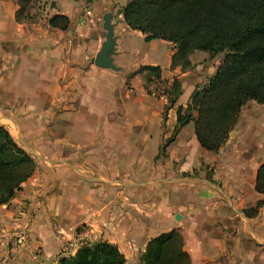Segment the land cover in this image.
<instances>
[{"label":"crops","instance_id":"1","mask_svg":"<svg viewBox=\"0 0 264 264\" xmlns=\"http://www.w3.org/2000/svg\"><path fill=\"white\" fill-rule=\"evenodd\" d=\"M18 1L0 0V124L37 169L0 204V264H58L100 241L116 245L126 264H143L148 242L174 230L190 264H264V195L255 191L264 137L247 127L250 102L217 153L201 147L193 123L175 134L178 107L223 58L197 51L190 70L172 68L174 44L146 42L127 26L130 0H38L22 21ZM43 1L50 19L70 20L68 30L39 17ZM107 14L119 71L94 63ZM134 36L156 55L166 47L165 57L142 52ZM145 66L159 67L161 81L147 86L138 73ZM174 80L182 92L168 109Z\"/></svg>","mask_w":264,"mask_h":264},{"label":"trees","instance_id":"2","mask_svg":"<svg viewBox=\"0 0 264 264\" xmlns=\"http://www.w3.org/2000/svg\"><path fill=\"white\" fill-rule=\"evenodd\" d=\"M38 0H19L17 21L28 18ZM127 26L141 32L146 42L164 40L175 45L172 68H192L191 56L222 54L216 73L193 92L186 107L177 109L175 134L193 123L201 147L217 153L228 141L243 107L250 101L264 106V0H130L122 10ZM52 28L66 31L70 20L54 16ZM147 86L161 81L159 67L139 69ZM182 92L174 80L168 101L176 105ZM166 147L162 148V154ZM34 157L0 124V204L9 205L34 175ZM255 191L264 195V164L257 171ZM263 203L245 210L255 217ZM179 231H171L148 242L143 264H190ZM119 248L106 241L86 243L75 255L59 264H126Z\"/></svg>","mask_w":264,"mask_h":264},{"label":"rangeland","instance_id":"3","mask_svg":"<svg viewBox=\"0 0 264 264\" xmlns=\"http://www.w3.org/2000/svg\"><path fill=\"white\" fill-rule=\"evenodd\" d=\"M130 40L132 42L139 43L141 51L142 52L146 51L147 53H149L153 57L158 56L160 58H164L165 55H166V47H164V46L160 47V51L156 55L152 51V49H150V45L149 44L145 45L143 40L141 41L140 39L136 38L135 36L134 37H130ZM143 44L145 45V47H144ZM217 58H219V59L221 58L222 59L223 55L220 54V55L217 56ZM155 84H157V83H155ZM249 104H250V105H248L249 107H247V109H246V112H247L246 115H247L248 119H250V122L248 123L247 127L249 128V131H251V133L254 136L257 135L258 137L263 139V137H264V123H263L264 122V111H263L262 108H264V106L256 103L255 101H250ZM259 110H260V112H259ZM246 115H244V117ZM262 118H263V120H261ZM60 259L58 260V264H59Z\"/></svg>","mask_w":264,"mask_h":264},{"label":"water","instance_id":"4","mask_svg":"<svg viewBox=\"0 0 264 264\" xmlns=\"http://www.w3.org/2000/svg\"><path fill=\"white\" fill-rule=\"evenodd\" d=\"M104 28L107 31L106 40L95 58V66L102 69L119 71L120 68L114 64V56L117 50V38L114 35V25L112 24L111 14H107L104 17Z\"/></svg>","mask_w":264,"mask_h":264},{"label":"built area","instance_id":"5","mask_svg":"<svg viewBox=\"0 0 264 264\" xmlns=\"http://www.w3.org/2000/svg\"><path fill=\"white\" fill-rule=\"evenodd\" d=\"M38 15L44 20H49L50 19V6L46 2H42L38 8ZM85 15L87 17H91L93 15V11L91 9V4L85 2Z\"/></svg>","mask_w":264,"mask_h":264}]
</instances>
